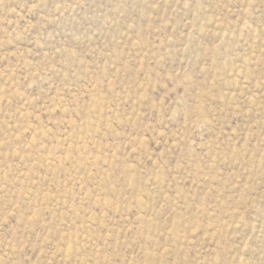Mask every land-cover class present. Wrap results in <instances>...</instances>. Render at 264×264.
<instances>
[{"label": "rangeland", "instance_id": "rangeland-1", "mask_svg": "<svg viewBox=\"0 0 264 264\" xmlns=\"http://www.w3.org/2000/svg\"><path fill=\"white\" fill-rule=\"evenodd\" d=\"M0 264H264V0H0Z\"/></svg>", "mask_w": 264, "mask_h": 264}]
</instances>
